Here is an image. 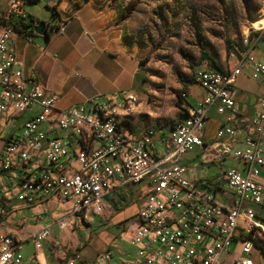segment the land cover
<instances>
[{
    "label": "built area",
    "instance_id": "obj_1",
    "mask_svg": "<svg viewBox=\"0 0 264 264\" xmlns=\"http://www.w3.org/2000/svg\"><path fill=\"white\" fill-rule=\"evenodd\" d=\"M28 1L11 0L0 13V120L10 123L31 115L18 130L6 135L0 131V176L6 177L0 178V215L7 216L0 224V264H37L55 227L73 230L102 215L105 198L128 184L147 188L130 241L133 256L116 258L108 251L86 262L73 253L64 264H222L234 241L240 252L233 264H254L252 232L264 229L259 218L264 208V91L243 129L235 117L234 85L245 71L264 81V62L237 48L227 71L197 69L193 79L205 91L204 98L195 107L187 105L168 134L155 142V126L135 131L134 120L143 108L135 90L114 96L97 93L60 109L58 95L47 94L41 83L24 76L9 45L27 18ZM52 30L63 33L65 25ZM212 107L219 114H233L216 133L212 158L231 159L242 169H222L208 183H200L188 177L182 158L206 148L203 133ZM238 137L243 148H235ZM218 190H226L230 205L216 198ZM54 200L70 204V209L29 236L35 254L26 258V241L8 226L9 218L21 209L14 202L34 211L19 220L21 227H31L44 215L36 209L44 207L46 214L45 205ZM240 226L246 232L237 238Z\"/></svg>",
    "mask_w": 264,
    "mask_h": 264
},
{
    "label": "crops",
    "instance_id": "obj_2",
    "mask_svg": "<svg viewBox=\"0 0 264 264\" xmlns=\"http://www.w3.org/2000/svg\"><path fill=\"white\" fill-rule=\"evenodd\" d=\"M10 1L0 0V13L8 8ZM25 10L27 18L9 47L16 54V65L26 78L41 83L47 89V94L58 95L60 109L79 105L97 93L114 96L121 91L138 92L139 77L142 72L141 62L145 60L143 49L127 41L118 14L107 4V0H30L26 3ZM40 22L49 24L47 36L35 32ZM61 25H65L63 33L52 30ZM260 37L258 41L250 39L245 47L240 49L250 51L256 60L264 62V31L260 33ZM233 65L234 62L230 68ZM263 91L264 81L252 78L251 71H245L237 78L234 98L238 111L235 117L240 128H247L250 118L257 112ZM204 96L205 91L193 84L188 87L186 102L189 106L195 107ZM26 115L27 119L31 117L30 114ZM232 116L231 112L219 114L215 107L209 110L203 133L206 148H196L192 151L194 153L192 156L186 157V153L182 158L183 164L188 169L189 178L200 183H208L219 175L222 169H228L238 163L231 159L214 161L212 158V150L217 142L216 133ZM137 120L136 117L134 124L135 131L139 134L143 125L139 126ZM156 129L159 131L154 138L155 142L164 138L169 132V129L165 128ZM239 139L241 138L238 137L235 148H243ZM261 178L264 179V169ZM129 185L131 184L121 188ZM144 188V193L138 198L139 208L134 217L117 221L115 214L111 220L105 219L102 222L97 220V224H92L95 222V218H92L85 228L80 227L82 231L80 235H77L74 229L73 232L59 229L66 232L64 233L66 236L58 242L52 241L51 237L38 253L37 264H64L65 259L73 253H77L86 262H93L108 251H111L116 258H131L135 249L130 241L137 224L136 216L147 190L145 186ZM200 188L206 190L202 185ZM225 191L218 190L216 198L220 194L222 201H219L230 205L232 200L224 195ZM105 199L117 202L113 192ZM105 207V212H112L110 205L105 203ZM8 222H11L10 218ZM12 226L19 238L26 241L24 248L33 245L29 236L40 228L21 227L19 222ZM60 243L65 249L53 248L54 244ZM238 246L229 251V254L223 258L222 264H233L240 252ZM254 248L257 249V252L252 250L251 253L254 264H264V256L260 249ZM24 255L26 258L33 256L30 253Z\"/></svg>",
    "mask_w": 264,
    "mask_h": 264
},
{
    "label": "rangeland",
    "instance_id": "obj_3",
    "mask_svg": "<svg viewBox=\"0 0 264 264\" xmlns=\"http://www.w3.org/2000/svg\"><path fill=\"white\" fill-rule=\"evenodd\" d=\"M107 4L118 14L127 41L143 49L145 56L137 90L143 100L142 114L137 117L139 126L165 129L173 126L188 105L186 96L185 100L180 98V94L186 90L187 95L188 90L181 81L192 78L197 69L209 66L202 60V51L215 59L223 70H228L233 62L232 55H238L237 48L245 47L250 39L258 38L264 31V24L254 25L255 21H264V0H107ZM227 46L233 49L228 52ZM27 117L11 119L10 123L5 118L1 119L0 131L6 135L9 131L18 130ZM193 154L187 153L186 157ZM233 167L241 169L242 164L235 163ZM144 191V184H131L114 191L116 203L111 199L104 200L112 212L94 215L89 221L95 218L92 224H97V220H111L115 214L117 221L134 217L139 208L138 198ZM206 191L212 193L211 190ZM220 198L219 194L217 199ZM14 204L21 209L10 217L8 226L11 228L21 218L31 217L34 213L31 209L22 208L18 201ZM45 207L46 214L44 207L37 208V212L44 215L33 226L42 228L51 219L62 217L70 209V204L54 200ZM259 218L264 221V208ZM89 221L73 227L77 235L82 233L80 227L85 228ZM67 230L73 232L72 229ZM245 232L240 226L236 237L240 238ZM64 233L55 227L51 240L58 242L66 236ZM252 238L257 244H264V229L254 231ZM59 245L54 244L53 248L65 249L61 243ZM236 246L238 244L234 241L230 251ZM23 252L33 255V245H27ZM253 252L257 249L254 248Z\"/></svg>",
    "mask_w": 264,
    "mask_h": 264
},
{
    "label": "trees",
    "instance_id": "obj_4",
    "mask_svg": "<svg viewBox=\"0 0 264 264\" xmlns=\"http://www.w3.org/2000/svg\"><path fill=\"white\" fill-rule=\"evenodd\" d=\"M30 1V0H29ZM233 49L232 46H227V51H231ZM202 60L204 61H207L208 64H209V68L211 69H216V70H219V71H222V72H225L227 70H223L218 64L217 62L215 61V59H213L211 56H209V54L205 51H202ZM145 61V60H144ZM144 61L141 62V65L143 66V63ZM183 83V85L186 87V89H188L189 86H192L194 83V79L193 77L186 80V81H181ZM185 96H186V90L183 91L181 94H180V98L185 100ZM186 101V100H185ZM185 110V109H184ZM183 116V113L181 114L180 117ZM179 117V118H180ZM178 118V119H179ZM7 220V216L6 215H0V224L5 222ZM254 231L252 232V235H253ZM254 243H255V246L260 249L261 253L263 254L264 256V244H257L254 240Z\"/></svg>",
    "mask_w": 264,
    "mask_h": 264
},
{
    "label": "water",
    "instance_id": "obj_5",
    "mask_svg": "<svg viewBox=\"0 0 264 264\" xmlns=\"http://www.w3.org/2000/svg\"><path fill=\"white\" fill-rule=\"evenodd\" d=\"M50 26L46 22H40L36 28L35 32L39 35L47 36L49 32Z\"/></svg>",
    "mask_w": 264,
    "mask_h": 264
},
{
    "label": "bare ground",
    "instance_id": "obj_6",
    "mask_svg": "<svg viewBox=\"0 0 264 264\" xmlns=\"http://www.w3.org/2000/svg\"><path fill=\"white\" fill-rule=\"evenodd\" d=\"M264 24V21H255L254 22V25H256V26H261V25H263Z\"/></svg>",
    "mask_w": 264,
    "mask_h": 264
}]
</instances>
